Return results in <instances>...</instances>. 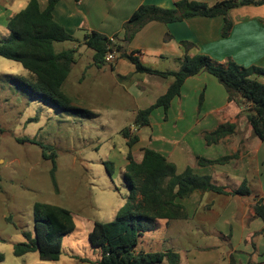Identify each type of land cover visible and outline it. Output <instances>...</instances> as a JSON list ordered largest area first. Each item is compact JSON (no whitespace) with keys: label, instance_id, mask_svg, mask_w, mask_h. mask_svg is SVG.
<instances>
[{"label":"rangeland","instance_id":"obj_1","mask_svg":"<svg viewBox=\"0 0 264 264\" xmlns=\"http://www.w3.org/2000/svg\"><path fill=\"white\" fill-rule=\"evenodd\" d=\"M77 36L74 41L55 44L56 51L78 46L82 52L76 54L62 88L74 106L93 111V116L60 110L34 96L22 84L29 72L0 56V264L94 262L100 255L89 243V230L94 221H112L124 204L127 188L121 170L128 148L121 129L132 120V99L121 88H111L108 77L100 83L84 82L92 88H85V97L79 96L77 84L67 85L91 60L92 51L82 46L83 36ZM108 91L112 92L110 99ZM224 117L216 114V119ZM233 120L242 126L238 118ZM38 143L50 146L56 154L54 180L52 161L42 156ZM247 161L248 170L254 167L247 174L249 196H218L214 206L208 207L213 198L205 197L208 193L204 197L196 194L201 197L198 210L196 205L187 206L188 219L157 227L144 236L137 250L151 249L154 243L156 251L177 252L178 264H228L230 254L240 263L264 264V235L259 233L263 221L251 217L249 204L254 194L264 195V151L259 166ZM230 186L235 190L240 181L233 180ZM35 203L61 206L72 213L75 228L63 237L56 261L40 260L37 252L13 254L14 244L25 240L23 233L33 232Z\"/></svg>","mask_w":264,"mask_h":264},{"label":"trees","instance_id":"obj_2","mask_svg":"<svg viewBox=\"0 0 264 264\" xmlns=\"http://www.w3.org/2000/svg\"><path fill=\"white\" fill-rule=\"evenodd\" d=\"M57 1L48 0L45 8L41 9L37 0H28L23 9L13 14L7 22L9 34L0 38V56L19 63L29 72V78L22 84L34 96L44 99L60 110L93 116L88 109L74 106L72 98L62 88L75 63L77 48L55 50L56 43L75 40L73 35L53 18L52 12ZM263 2L264 0H220L209 5L196 0H177L169 8L142 4L124 22L121 40H117L116 35L110 38L97 31H89L84 34L82 43L93 51L96 65L106 62L104 55L108 49H115L118 57L134 64L136 73L172 78L166 91L153 104L137 111L134 124H149L152 111L158 107L166 111L173 98L179 95L188 77L206 72L224 86L228 102L233 101L243 106L240 114L245 116L253 135L264 141V81L256 77L264 76V68L244 67L231 58L218 62L205 54L191 55L187 51L194 44L182 41L185 53L178 59L179 68L160 71L142 64L132 52L127 53L123 47V44L131 41L136 32L150 21L167 24L192 16H222L224 22L221 35L226 37L232 28L228 17L230 9ZM119 42H122V45ZM128 128L121 130L128 148L127 163L121 173L127 188L124 204L116 211L112 221H94L87 237L90 245L98 248L100 256L94 262L86 259L82 261L89 264H178L179 255L171 250H137L143 233L150 231L159 220L169 223L172 220L187 218L186 208L178 199L187 198L193 193L206 192L248 195L249 189L243 181L237 189L227 192L224 187L215 185L209 175L196 174L190 167L182 173H177L175 164L152 148H144L142 158L137 162L130 148L138 137L130 134ZM236 128L237 123L234 120L222 122L213 130L204 132V140L208 145L217 143L233 135ZM38 144L42 156L52 161L51 176L54 180L56 154L50 146ZM238 155L239 150L215 159L198 157L197 160L200 165L224 164ZM108 172L110 173L109 170ZM251 211L252 218L263 221L259 233L264 235V196H255ZM33 218V232L23 233L25 240L14 244L13 254L22 256L37 252L40 260H58L63 237L75 228L71 211L61 206L35 203ZM0 260H3L2 254ZM229 264L256 263L251 260L239 263L231 257Z\"/></svg>","mask_w":264,"mask_h":264},{"label":"crops","instance_id":"obj_3","mask_svg":"<svg viewBox=\"0 0 264 264\" xmlns=\"http://www.w3.org/2000/svg\"><path fill=\"white\" fill-rule=\"evenodd\" d=\"M37 1L41 9H44L48 2V0ZM175 1L177 0H58L52 15L54 20L75 39L79 38L77 35L84 36L86 32L97 31L110 38L116 35L117 40H121L124 22L140 5L169 8ZM196 1L211 5L220 0ZM27 2L28 0H0V38L9 34L8 19L23 9ZM228 17L232 22V28L226 37L221 35L224 22L222 16H192L167 24L150 21L136 32L131 41L123 44V47L127 53L132 52L142 64L160 71L179 68L178 59L185 53L181 45L182 41L194 44L187 51L191 55L205 54L218 62H225L231 58L244 67L264 68V2L232 8L228 11ZM119 43L122 45V42ZM79 44L81 43L78 40ZM74 47L77 48V56H81L82 52L79 51L78 46ZM76 61L77 57L75 63ZM136 74L138 73L135 72L134 64L118 56L111 63L96 65L92 51L91 60L84 66L79 77L68 80L67 85L77 84L79 96L85 97V88L89 91L92 88L90 85L85 87L84 82L100 83L108 77L111 88L118 91L121 88L131 97L132 120L126 126L129 127L130 134L138 137L130 148L137 162L141 160L144 148H152L174 163L177 173H182L190 167L197 174L209 175L215 185L224 187L227 192L232 191L230 184L233 180H239L240 185L243 181H247V174L252 172L254 167L248 170L245 161L248 159L247 162H255L259 166L261 153L264 151V141L253 135L250 126L246 125L245 116L240 114L243 106L227 101L224 86L214 76L201 72L188 77L179 95L173 98L166 111L162 107L154 109L149 117V124L138 126L133 123L137 111L153 104L166 91L172 78L147 73H141V76ZM256 77L264 81V76ZM106 93L108 99L112 98L111 91ZM89 95L94 97L92 92ZM216 114H225L226 118L216 119ZM233 118H238L239 124L242 125L237 126L233 135L210 145L205 142L204 132L211 131L220 123L231 121ZM225 143L227 146L222 145ZM238 150L239 155L224 164L200 165L197 160L198 157L215 159ZM126 163L125 156L121 173ZM231 165L234 167L236 165L237 169L233 170ZM249 192L248 195L240 196H249L250 189ZM196 194L203 197L207 194L205 197L213 198L208 207L214 206L218 196L230 195V193L217 192L193 193L187 198L178 199V202L185 208L191 204L196 205L198 210L201 197L195 196ZM255 196L264 195L254 194L249 202L250 206L254 203ZM186 211L187 218L176 220L188 219L190 215L187 208ZM162 221L164 220L157 221L150 231L143 233L139 244L143 242L146 234H151L150 232L160 226L169 227L175 220L169 223ZM151 240L154 242V239ZM151 246V249L143 251H156L158 248L154 243ZM231 257L236 261L232 254L229 255V261Z\"/></svg>","mask_w":264,"mask_h":264},{"label":"built area","instance_id":"obj_4","mask_svg":"<svg viewBox=\"0 0 264 264\" xmlns=\"http://www.w3.org/2000/svg\"><path fill=\"white\" fill-rule=\"evenodd\" d=\"M117 56L118 53L116 52L115 49H108V51L104 55V60L108 63H111L116 60Z\"/></svg>","mask_w":264,"mask_h":264}]
</instances>
